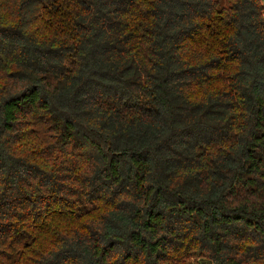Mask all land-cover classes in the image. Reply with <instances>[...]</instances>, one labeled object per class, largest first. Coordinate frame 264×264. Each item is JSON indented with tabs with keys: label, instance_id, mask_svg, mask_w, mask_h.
Wrapping results in <instances>:
<instances>
[{
	"label": "trees",
	"instance_id": "obj_1",
	"mask_svg": "<svg viewBox=\"0 0 264 264\" xmlns=\"http://www.w3.org/2000/svg\"><path fill=\"white\" fill-rule=\"evenodd\" d=\"M264 264L262 0H0V264Z\"/></svg>",
	"mask_w": 264,
	"mask_h": 264
},
{
	"label": "rangeland",
	"instance_id": "obj_2",
	"mask_svg": "<svg viewBox=\"0 0 264 264\" xmlns=\"http://www.w3.org/2000/svg\"><path fill=\"white\" fill-rule=\"evenodd\" d=\"M262 3L264 4V0H262ZM193 262H195V264H206L205 261H203V260H197V259L196 260H193Z\"/></svg>",
	"mask_w": 264,
	"mask_h": 264
}]
</instances>
